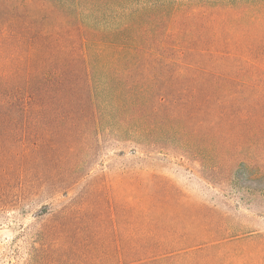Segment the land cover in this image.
<instances>
[{"label":"trees","instance_id":"trees-1","mask_svg":"<svg viewBox=\"0 0 264 264\" xmlns=\"http://www.w3.org/2000/svg\"><path fill=\"white\" fill-rule=\"evenodd\" d=\"M107 140L145 155L113 188ZM170 144L264 195V0H0V208L42 200L22 264H264L150 165Z\"/></svg>","mask_w":264,"mask_h":264},{"label":"rangeland","instance_id":"rangeland-1","mask_svg":"<svg viewBox=\"0 0 264 264\" xmlns=\"http://www.w3.org/2000/svg\"><path fill=\"white\" fill-rule=\"evenodd\" d=\"M132 145L135 144L127 145L124 142L107 140L92 162L90 177L98 176L104 185L106 183L107 188H113L116 185L118 173L126 166H132L137 162L139 156H145L142 152L133 154L130 150ZM187 147L178 149L176 145L170 144L166 149L162 147L156 149L152 151L150 165H155L161 173L169 177L182 194L190 195L191 199L197 201L218 205L217 207L229 217V222L232 223L227 236L241 237L264 232V195L258 192L244 196L228 187L221 190L215 182H211V170L206 171L203 168V162L199 157L197 159V155L192 151H189V154L183 151ZM124 148L125 155H120V151ZM82 184L74 187L70 195L79 194ZM239 195L242 197L239 198ZM46 197L43 201H47L48 197ZM59 199L64 198L57 196L48 200ZM41 201L38 200L37 204L25 202L15 209L0 208V264H22V257L26 254V247H28L25 233L40 219L37 214L42 207Z\"/></svg>","mask_w":264,"mask_h":264}]
</instances>
